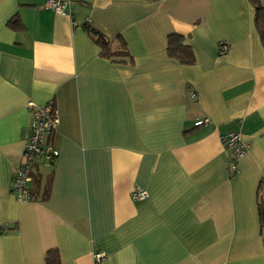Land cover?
Wrapping results in <instances>:
<instances>
[{
  "label": "crops",
  "instance_id": "0c3cea01",
  "mask_svg": "<svg viewBox=\"0 0 264 264\" xmlns=\"http://www.w3.org/2000/svg\"><path fill=\"white\" fill-rule=\"evenodd\" d=\"M253 2L264 8L77 0L58 13L45 0H0V264H94L95 251L106 254L98 264H264V42ZM172 33L193 64L169 56ZM28 100L53 101L58 156L50 166L37 157L33 199L19 202L11 185ZM229 132L248 145L232 175ZM135 186L148 197L133 200Z\"/></svg>",
  "mask_w": 264,
  "mask_h": 264
},
{
  "label": "built area",
  "instance_id": "2783aa9c",
  "mask_svg": "<svg viewBox=\"0 0 264 264\" xmlns=\"http://www.w3.org/2000/svg\"><path fill=\"white\" fill-rule=\"evenodd\" d=\"M77 0H45L44 6L58 13H69L71 6ZM228 45L224 42L218 44L220 53L227 51ZM26 106L31 111V120L24 131V144L22 161L16 168L11 190L15 199L19 202L32 201V191L29 183L37 157L41 156L46 166L54 163L58 156V150L54 146V138L59 123V115L52 100L44 104H36L28 100ZM208 118L195 122L196 125L208 123ZM222 145L229 151V174L236 172L238 160L246 153L248 145L243 140L241 132H229L221 137ZM131 197L135 201H141L148 197V192L141 186H135L131 191ZM106 258L102 251L93 253L94 264H98Z\"/></svg>",
  "mask_w": 264,
  "mask_h": 264
},
{
  "label": "trees",
  "instance_id": "16d2710c",
  "mask_svg": "<svg viewBox=\"0 0 264 264\" xmlns=\"http://www.w3.org/2000/svg\"><path fill=\"white\" fill-rule=\"evenodd\" d=\"M253 4L254 5L256 4V12H255L256 26L264 42V8L258 5V3L253 2ZM85 27L87 28L88 26ZM89 31H92V29H89ZM94 36L96 37V41L98 42V44L101 46L102 55L108 56L107 52L110 46L108 41H106L103 37H101L98 34H94ZM167 46H168V54L170 57L177 59L180 63L185 65H191L194 63V54L192 48L189 44H186L184 42L183 37H181L180 35H177L175 33L170 34L168 37ZM33 195L34 194H32V196ZM257 209H258L260 227L263 228L264 227V194L259 196ZM263 246H264V241H263Z\"/></svg>",
  "mask_w": 264,
  "mask_h": 264
}]
</instances>
